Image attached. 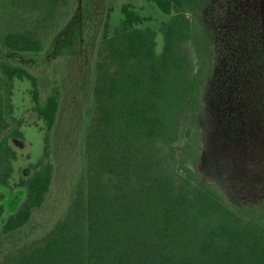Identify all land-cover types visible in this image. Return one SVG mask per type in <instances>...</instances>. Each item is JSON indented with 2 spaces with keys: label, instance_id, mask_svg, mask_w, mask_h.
Here are the masks:
<instances>
[{
  "label": "trees",
  "instance_id": "16d2710c",
  "mask_svg": "<svg viewBox=\"0 0 264 264\" xmlns=\"http://www.w3.org/2000/svg\"><path fill=\"white\" fill-rule=\"evenodd\" d=\"M145 1L169 17L159 31L144 28L151 17L129 2L113 31V8L105 13L86 181L53 227L25 244L12 239L45 205L53 184L62 89L53 86L42 101L40 76L0 58L10 124L0 137L1 189H14L18 156L10 141L24 137L23 120L14 116L15 80L31 83L32 110L45 131L42 157L16 186L24 194L17 211L8 215L0 203V264H264V216L249 207L234 211L205 176L200 125L208 90L216 132L242 150L243 168L264 199V0ZM73 2L0 0V47L42 54L74 14Z\"/></svg>",
  "mask_w": 264,
  "mask_h": 264
},
{
  "label": "rangeland",
  "instance_id": "374dc122",
  "mask_svg": "<svg viewBox=\"0 0 264 264\" xmlns=\"http://www.w3.org/2000/svg\"><path fill=\"white\" fill-rule=\"evenodd\" d=\"M127 2L133 4L143 15L151 17L152 20L144 28L159 31L161 24L169 19L145 0H74V14L49 40L42 54L37 57L12 54L0 47V58L5 56L7 60L23 65L40 76L42 101L50 94L53 86L60 85L62 89L61 107L52 134L54 181L45 205L12 240L20 239L25 244L43 237L69 208L80 181H86V139L94 117L92 88L98 60L96 45L103 32L107 9L113 8L110 20L113 31L122 19L120 7ZM157 42V52L160 53L163 47V36L160 33ZM31 88V83L27 80L14 82V116L23 120L21 131L24 137L10 141L18 156L13 162L14 173L10 179V186L14 189L0 188V203L5 205L8 215L17 211L23 200V191L16 188L17 184L21 178L30 176V165L42 157L44 150V124L32 110ZM2 92L0 91V137L10 128L5 116ZM204 97L200 116L205 143L203 173L214 182L234 211L249 207L264 216V199L259 198V190L252 183L254 177L243 168V157L239 153L242 150L235 146V141L230 142L228 136L216 132L212 117L214 110L208 103V90ZM187 124L186 119L184 128ZM185 140L183 137L177 146H182Z\"/></svg>",
  "mask_w": 264,
  "mask_h": 264
}]
</instances>
